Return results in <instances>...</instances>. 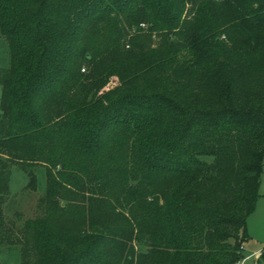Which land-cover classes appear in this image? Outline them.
<instances>
[{"label":"trees","instance_id":"16d2710c","mask_svg":"<svg viewBox=\"0 0 264 264\" xmlns=\"http://www.w3.org/2000/svg\"><path fill=\"white\" fill-rule=\"evenodd\" d=\"M0 36V211L12 167L44 170L36 215L0 214L17 264L242 261L264 0H0Z\"/></svg>","mask_w":264,"mask_h":264},{"label":"rangeland","instance_id":"374dc122","mask_svg":"<svg viewBox=\"0 0 264 264\" xmlns=\"http://www.w3.org/2000/svg\"><path fill=\"white\" fill-rule=\"evenodd\" d=\"M150 40L152 46H154L157 40L153 33L150 35ZM9 64L8 45L6 40L0 36V68H8ZM34 175L36 182L35 191L26 190L25 187L28 184L27 175L18 167L11 168L8 199L0 211L3 219L9 224L14 223L16 226H20L23 220L33 218L36 215V201L42 195L44 189L43 168L34 169ZM259 180L258 194L263 196L257 197L253 212L245 220L246 240L242 244L243 250H241V254L243 260L240 264H264V261L261 260L255 263V258L252 254L254 251L261 252L264 249V159ZM18 215H20V219H17ZM19 261L20 249L18 246L9 249L0 248L1 264H17Z\"/></svg>","mask_w":264,"mask_h":264},{"label":"crops","instance_id":"0c3cea01","mask_svg":"<svg viewBox=\"0 0 264 264\" xmlns=\"http://www.w3.org/2000/svg\"><path fill=\"white\" fill-rule=\"evenodd\" d=\"M259 184H260V181H259ZM258 188H259V186H258ZM259 196H263L262 194H258V197ZM242 250H243V246H242ZM264 250V249H263ZM260 252H258V251H254L252 254H253V256H255L256 254H259ZM250 255V254H249ZM249 255H247V256H249ZM246 256V257H247ZM256 260V259H255ZM255 262V261H254Z\"/></svg>","mask_w":264,"mask_h":264},{"label":"built area","instance_id":"2783aa9c","mask_svg":"<svg viewBox=\"0 0 264 264\" xmlns=\"http://www.w3.org/2000/svg\"><path fill=\"white\" fill-rule=\"evenodd\" d=\"M142 26V25H141ZM240 249L242 250V246H240ZM258 255L259 254H256L255 256H254V258L256 259L257 257H258ZM243 260V259H242ZM242 261H240L239 263H237V264H240Z\"/></svg>","mask_w":264,"mask_h":264}]
</instances>
